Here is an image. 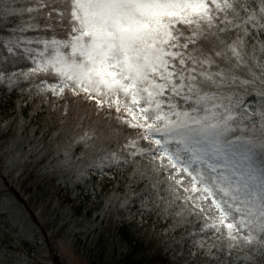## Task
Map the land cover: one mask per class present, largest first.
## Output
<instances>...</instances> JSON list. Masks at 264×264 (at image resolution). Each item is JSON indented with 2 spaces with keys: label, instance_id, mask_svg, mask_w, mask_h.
I'll list each match as a JSON object with an SVG mask.
<instances>
[{
  "label": "snow or ice",
  "instance_id": "obj_1",
  "mask_svg": "<svg viewBox=\"0 0 264 264\" xmlns=\"http://www.w3.org/2000/svg\"><path fill=\"white\" fill-rule=\"evenodd\" d=\"M0 264H264V0H0Z\"/></svg>",
  "mask_w": 264,
  "mask_h": 264
}]
</instances>
